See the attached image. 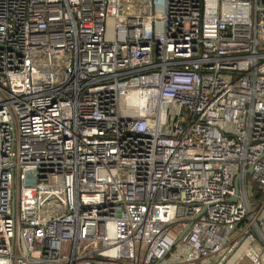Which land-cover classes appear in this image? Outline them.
Segmentation results:
<instances>
[{
	"label": "built area",
	"instance_id": "2783aa9c",
	"mask_svg": "<svg viewBox=\"0 0 264 264\" xmlns=\"http://www.w3.org/2000/svg\"><path fill=\"white\" fill-rule=\"evenodd\" d=\"M208 257L264 264V0H0V264Z\"/></svg>",
	"mask_w": 264,
	"mask_h": 264
},
{
	"label": "rangeland",
	"instance_id": "374dc122",
	"mask_svg": "<svg viewBox=\"0 0 264 264\" xmlns=\"http://www.w3.org/2000/svg\"><path fill=\"white\" fill-rule=\"evenodd\" d=\"M217 258L218 257H211V258L208 257V258H205V259L202 260V264H208V262L210 261V259H215V261H216ZM232 261H233V259L230 260V261H228L226 264H231Z\"/></svg>",
	"mask_w": 264,
	"mask_h": 264
},
{
	"label": "water",
	"instance_id": "95a60500",
	"mask_svg": "<svg viewBox=\"0 0 264 264\" xmlns=\"http://www.w3.org/2000/svg\"><path fill=\"white\" fill-rule=\"evenodd\" d=\"M251 170H252V169H250V171H251ZM233 200H237V198H236V197H234V198H233Z\"/></svg>",
	"mask_w": 264,
	"mask_h": 264
}]
</instances>
